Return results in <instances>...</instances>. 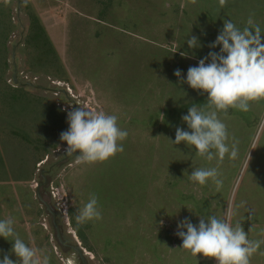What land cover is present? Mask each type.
I'll list each match as a JSON object with an SVG mask.
<instances>
[{"label":"rangeland","instance_id":"374dc122","mask_svg":"<svg viewBox=\"0 0 264 264\" xmlns=\"http://www.w3.org/2000/svg\"><path fill=\"white\" fill-rule=\"evenodd\" d=\"M250 16L264 35V0H19V8L0 0V220L13 218L49 264L81 262L56 242L36 191L87 264H216L180 248L175 232L185 218L216 216L264 241V98L246 112H218L234 160L208 161L168 140L177 127L190 131L181 120L189 107L207 104L174 70L186 79L190 66L219 52L208 45L224 20L243 29ZM191 36L202 46L190 49ZM70 105L116 115L128 132L123 151L96 163L66 157L59 135ZM212 167L219 190L211 179L189 181L192 170ZM91 193L102 219L77 223ZM12 239L0 237V259H18ZM261 253L264 243L250 264H264Z\"/></svg>","mask_w":264,"mask_h":264},{"label":"clouds","instance_id":"9594fccd","mask_svg":"<svg viewBox=\"0 0 264 264\" xmlns=\"http://www.w3.org/2000/svg\"><path fill=\"white\" fill-rule=\"evenodd\" d=\"M192 2L195 3V0ZM219 3L223 6L226 0H219ZM187 45L190 49L202 46L196 36H191ZM218 45L219 52L210 51L196 66L188 68L186 79L181 78L180 69L173 73L178 78V84L186 83L190 88L206 93L207 104L189 107L181 120L190 131L177 127L175 139L168 140L173 145L185 142L194 146L197 155L208 161L214 158L222 161L226 154L234 160L238 155L236 143L231 148L226 143L229 138L227 126L219 119L218 112L226 113L229 108L246 112L249 101L264 98V35L260 26L254 24L251 16L243 29L230 20H224L215 41L208 47L215 49ZM70 107L67 112L68 128L59 135L60 141L67 145L63 149L66 157L74 158L77 164L96 163L123 151L119 142L127 138L128 132L118 126L116 115L91 112L79 106ZM219 176L216 167L196 168L188 179L199 185H205L211 179L219 190L223 183ZM93 219H102L95 193L89 195L88 202L76 216L80 224ZM13 223L11 217L0 220V237L6 240L13 238L12 252L18 259L14 261L6 254L0 259V264H49L46 255H38V249L29 247L18 236ZM175 235L182 241L180 248L189 250L194 256L200 254L205 258H214L216 264H250V257L264 243L249 240L241 224L233 226L216 216L207 220L199 218L198 224L185 218L177 224ZM68 264L72 261L69 260Z\"/></svg>","mask_w":264,"mask_h":264},{"label":"water","instance_id":"95a60500","mask_svg":"<svg viewBox=\"0 0 264 264\" xmlns=\"http://www.w3.org/2000/svg\"><path fill=\"white\" fill-rule=\"evenodd\" d=\"M16 1V7L19 8V0H15ZM12 58H13V52H12ZM15 72V70H14ZM12 80H13V83H16L15 81V77L12 76ZM26 86H30V84H26ZM36 196L38 198V200L43 204V206H45V210L48 211V207L46 206L45 202H42V200L40 199L39 197V194L37 193L36 191ZM54 230H55V236H56V240H57V243L61 246V247H65V248H69L71 249L78 257L79 261L81 262V264H87L86 263V260H85V252L82 250V248L76 243L74 245H70V244H64L61 239L59 238V235H58V231L56 229V227H54Z\"/></svg>","mask_w":264,"mask_h":264},{"label":"flooded vegetation","instance_id":"af4514ba","mask_svg":"<svg viewBox=\"0 0 264 264\" xmlns=\"http://www.w3.org/2000/svg\"><path fill=\"white\" fill-rule=\"evenodd\" d=\"M42 184L40 183L39 184V186L38 187H40ZM47 206V205H46ZM44 208H45V206H44ZM48 214H49V216H50V218H51V224H52V228H53V230H54V227H56V229H57V231H58V235H59V238L61 239V241L64 243V244H68L65 240H64V238H63V236L60 234V230L58 229V227H57V225H56V223H55V220H54V216L49 212V209H48ZM54 238H55V240H56V236H55V230H54ZM56 242H57V240H56ZM63 248H65V247H63ZM66 249H68L69 251H71L73 254H75L71 249H69V248H66ZM76 255V254H75ZM77 256V255H76ZM78 258V257H77Z\"/></svg>","mask_w":264,"mask_h":264}]
</instances>
